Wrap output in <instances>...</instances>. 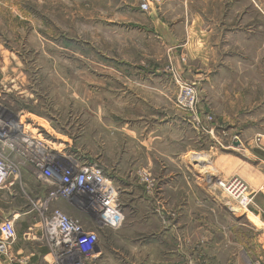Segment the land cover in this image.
Returning a JSON list of instances; mask_svg holds the SVG:
<instances>
[{"label":"rangeland","instance_id":"374dc122","mask_svg":"<svg viewBox=\"0 0 264 264\" xmlns=\"http://www.w3.org/2000/svg\"><path fill=\"white\" fill-rule=\"evenodd\" d=\"M191 1L190 14L202 15L208 19L209 27L215 29V43L219 47L217 63H240L248 66V73L250 66L260 65L264 72V0ZM134 4L135 0H0V105L18 116L36 140L93 164H99L95 156L96 138L102 130L101 114L109 125L162 115L167 117L169 131L179 127L183 120L182 143L176 142L179 131L171 130L167 136L166 149L172 160L166 161V170L144 166L134 170L128 166L127 159L122 161L125 166L121 173L128 177L112 183L119 191L125 214L129 216L131 210L143 208L140 196L145 194L154 202L157 193L167 194L168 207L175 205L178 195V201L181 198L184 207L191 211L196 208L199 195L211 192L225 202L227 209L237 208L219 182L240 178L252 193L249 184L240 176L213 177L215 169L206 157L211 141L222 150L227 139L236 141L237 137L230 138L225 130L213 127L214 117L207 113L209 109L203 102L199 109L200 93L206 95L207 89L199 90L170 61L169 50L155 31L145 33L143 24H135L134 20L144 12L141 5L139 9ZM179 12L180 9L173 14ZM181 61V69L186 70L187 60ZM171 69L195 86L196 116L201 125H197L193 113L178 109L180 90ZM159 92L164 94L162 99ZM121 96L123 99H119ZM110 143L105 148L112 154L116 146ZM181 150L183 161H176L175 151ZM198 153L199 164L192 161L198 158ZM142 172H147L153 181L151 196L140 179ZM23 180L29 194L45 193L30 175ZM131 191L139 197L137 200ZM12 192H0V221L17 217L16 244L30 251L33 247L39 249L32 247L23 233L25 222L20 214L28 211V201L19 190ZM252 206L253 199L248 209ZM55 208L83 220L65 202L56 204ZM86 222L84 218V224L90 227ZM137 232L142 234L141 229ZM38 244L42 247L41 255H46L45 241ZM119 244L127 254L125 241ZM0 264L7 263L0 258Z\"/></svg>","mask_w":264,"mask_h":264},{"label":"crops","instance_id":"0c3cea01","mask_svg":"<svg viewBox=\"0 0 264 264\" xmlns=\"http://www.w3.org/2000/svg\"><path fill=\"white\" fill-rule=\"evenodd\" d=\"M141 2L135 0L134 6L140 9ZM191 4V0H163L161 5L134 22L143 24L145 33L155 31L161 44L169 50L170 61L199 90L207 89L206 95L200 93L199 109L203 102L209 109L207 113L214 117L213 127L225 130L230 138L237 137L236 141L227 139L222 150L209 140L206 157L215 169L213 177H242L252 190L253 206L232 213L221 198L210 192L199 195L196 208L190 211L181 198L178 201V195L175 205L168 207L167 194L157 193L154 202L144 194L140 196L143 208L131 210L129 216L125 214L121 229L99 232L101 264H264L263 66L252 65L248 73V66L240 63H217L215 56L219 47L215 43V29L209 27L208 19L202 15L190 14ZM178 8L179 14H173ZM182 59L187 60L186 70L181 69ZM159 94L162 99L164 94ZM201 116L204 118V114ZM158 117L110 126L104 123L103 114L100 115L102 130L96 138L95 159L111 181L115 183L128 177L121 173L125 159L134 170L141 166L167 169L166 161L172 160L166 149L167 136L171 130L179 131L180 138L179 141L176 138V142L181 144L184 124L181 120L179 127L169 131L167 117ZM176 118L177 121L178 116ZM110 141L116 146L112 154L105 148L110 146ZM182 155V150L175 151V160L182 162ZM200 157L198 153V158L192 161L199 164ZM132 197L139 198L136 193ZM20 216L24 218L23 233L27 240L39 249L33 247L30 251L15 243L14 252L31 257L34 264H41L46 256L41 255L42 247L38 244L41 242L33 241L28 233L36 217L27 212ZM139 229L142 234L137 232ZM124 241L129 249L127 254L119 244Z\"/></svg>","mask_w":264,"mask_h":264},{"label":"built area","instance_id":"2783aa9c","mask_svg":"<svg viewBox=\"0 0 264 264\" xmlns=\"http://www.w3.org/2000/svg\"><path fill=\"white\" fill-rule=\"evenodd\" d=\"M161 0H142L141 10L151 11ZM171 76L180 90L177 107L196 116L198 97L195 86L184 81L175 69ZM39 184L45 193L29 194L24 177ZM140 179L150 188L153 181L147 172ZM232 201V213L248 210L252 196L248 185L240 178L219 182ZM17 189L28 201V214L36 217L29 228L33 241H45L48 253L41 264H101L102 249L99 232L119 230L126 221L119 201V191L105 175L100 164L88 163L67 156L50 145L36 140L25 129L19 117L0 105V190ZM65 202L79 212L83 220L74 218L56 204ZM87 219L90 227L84 224ZM13 220L0 221V258L7 264H34L31 257L14 252L17 229Z\"/></svg>","mask_w":264,"mask_h":264},{"label":"bare ground","instance_id":"6f19581e","mask_svg":"<svg viewBox=\"0 0 264 264\" xmlns=\"http://www.w3.org/2000/svg\"><path fill=\"white\" fill-rule=\"evenodd\" d=\"M201 159V158H200Z\"/></svg>","mask_w":264,"mask_h":264}]
</instances>
